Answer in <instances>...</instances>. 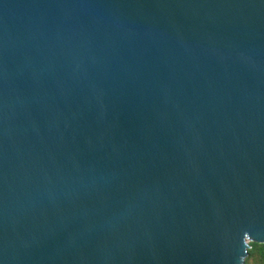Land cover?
<instances>
[{
  "label": "water",
  "instance_id": "95a60500",
  "mask_svg": "<svg viewBox=\"0 0 264 264\" xmlns=\"http://www.w3.org/2000/svg\"><path fill=\"white\" fill-rule=\"evenodd\" d=\"M264 244V0H0V264H246Z\"/></svg>",
  "mask_w": 264,
  "mask_h": 264
},
{
  "label": "trees",
  "instance_id": "16d2710c",
  "mask_svg": "<svg viewBox=\"0 0 264 264\" xmlns=\"http://www.w3.org/2000/svg\"><path fill=\"white\" fill-rule=\"evenodd\" d=\"M246 264H264V244H250Z\"/></svg>",
  "mask_w": 264,
  "mask_h": 264
}]
</instances>
